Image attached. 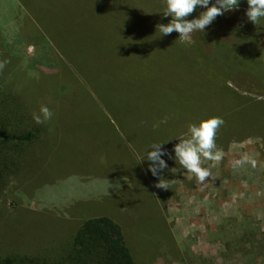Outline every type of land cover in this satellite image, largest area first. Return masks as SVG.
<instances>
[{"label": "rangeland", "instance_id": "rangeland-1", "mask_svg": "<svg viewBox=\"0 0 264 264\" xmlns=\"http://www.w3.org/2000/svg\"><path fill=\"white\" fill-rule=\"evenodd\" d=\"M72 1L30 0L29 12L16 0H0V61H7L0 71V100L6 101V107L0 109L28 117L30 100L38 97L31 85L49 88L56 95L51 83L62 78L69 82L63 94L66 107L52 111L55 124H50L47 143L30 155L29 165L11 175L0 195L2 247L45 253L67 241L68 232L82 219L104 214L121 225L137 264H264V250L251 251L236 243L249 240L248 232L254 230L256 238L264 239L260 234L264 231V138L249 135L230 140L217 162L201 157V166L211 172L203 184L185 169L179 171L174 159L179 139L166 143L162 147L171 157H163L168 168L161 174L169 188L171 168H177L174 176L179 171L182 178L175 191H168L154 186L159 177L149 170L146 154H138L134 160H144L135 162L95 103L115 114L127 132L141 137L146 151L200 118L227 113L231 101L226 99L235 93L196 76L193 66L203 57L209 65L220 59L213 41L230 37L214 33L205 48L175 46L168 52L154 45L99 48L96 39L103 31L109 30L108 39L115 41L126 21L138 32L156 19V12L146 10H152L156 1L123 0L119 15L107 10L112 8L111 0H77L78 10ZM246 10L239 6L220 16L227 32L242 26ZM44 30L55 42L42 34ZM201 34L194 32L193 40ZM63 51L72 62H66ZM84 79L93 85L95 100L82 86ZM36 81L38 85L31 84ZM228 84L244 96L264 99L233 81ZM164 117L175 123L154 128ZM244 122L236 111L223 125V133ZM244 156L255 166H234ZM144 169L148 182L142 177Z\"/></svg>", "mask_w": 264, "mask_h": 264}, {"label": "trees", "instance_id": "trees-1", "mask_svg": "<svg viewBox=\"0 0 264 264\" xmlns=\"http://www.w3.org/2000/svg\"><path fill=\"white\" fill-rule=\"evenodd\" d=\"M111 1L114 10L111 7L107 10L109 12L116 11L119 15L124 6V4H122L123 0ZM115 1L116 5L114 6L113 3ZM155 1V6L150 5L152 10L147 8L146 10L156 12V19L154 18L152 22L148 23L138 32L133 30V24L130 23V21H126L127 26H124L121 30V38L118 37L115 41L108 39L112 33L109 30H105L96 39L98 47H109L110 49L115 46H123L129 49L132 45L133 47L136 45H148L150 47L157 46L160 52H168V49L175 46L205 48L206 43L210 42L209 40L214 33L217 35H228L226 38L230 37L229 40L222 39L221 41H216L215 39L213 41L214 44L216 43V45H218L221 52L220 59H217L216 62L212 59V61H210L211 65H209L207 61L204 60L205 57H203L202 61L194 63L193 68L196 76H200L201 79H209L212 86L217 84L218 87H226L234 92L235 95L226 99V101H231L230 105L224 110L227 113H211L207 115L208 117L205 116L204 118H200V120L195 123L198 124L202 119H207L211 116H220L225 120L226 125L227 121L236 115V111L237 114L239 113L245 118V124L239 123L237 127H231L230 131L225 134L223 133V126L219 129L216 136V144L222 151L227 148L229 141L232 139L241 140L249 135H260V137L264 138V119L262 118L264 115V99H257L247 95L244 96L228 84V81H233L244 91L246 90L250 93L254 92L264 95V35L262 34L264 31V18H261L259 25L252 23L246 18L241 27L228 28L229 30L227 32V29L220 20L221 15H219L206 27L204 32H199V34H204L198 35L194 43L189 46L179 41V33L175 31L170 35H162L157 31L156 25L158 23H170L172 18L163 15L165 0ZM44 2L46 3L47 0H43V3ZM72 2L74 9L78 10L77 0H73ZM214 3L215 0H210L209 7ZM104 5H106V3H104ZM239 6L248 8L247 0H239ZM105 8L107 7L105 6ZM202 11H206V9L202 6H198L191 15L186 17V19L191 20L198 18ZM98 13L102 12L98 11ZM147 15L146 18L149 17V14ZM120 24L119 22V25ZM44 33L53 40L52 42H55L53 37L46 31ZM206 37H209V39ZM143 42L144 44H142ZM123 47L111 50L113 55L109 56L117 55V51L123 49ZM62 55L66 62H72L67 53L63 51ZM56 68H60V66ZM51 69L52 68L46 69L45 73L47 76L48 71ZM62 79L57 81V83H51L55 85V91H57L56 95H52L54 91L52 92L49 88L43 86H30V89L33 90V93H37L38 97L34 98V100H30V113L28 117L23 118L18 114L11 115V113H7V110L4 112L0 109V195L10 181L11 175L20 170V167H25L27 164L29 165L30 155H36L35 153L37 150H40V148L47 143L45 140L47 136H49L50 129L52 128L50 124H55V116L53 115L51 120L43 124H36L33 120V113H39L41 105H47L51 111H58L66 107L65 103H67V100L66 96L63 94L67 92L64 86L69 82H67L66 79L63 82ZM31 84H37V81L31 82ZM82 86L90 98L95 100L96 98L93 95L95 91L91 82L84 79L82 81ZM95 103L98 105L97 107H99L97 110L102 112L104 121L110 125L111 129L117 133L122 141L129 147L131 158L134 160L138 154H146V149H143V141H140L141 137L134 136L131 132H127L126 125L124 127L119 125L118 118L115 114L108 112L107 108L103 105L101 106L97 100ZM2 107H6L5 100H0V108ZM131 108V111L134 112L135 107ZM179 119L180 118H177V120ZM170 120L171 118L168 117V122L171 124L175 123L173 120ZM239 126L242 128L240 129ZM187 130L188 126L182 128L179 132L161 138L157 143L164 142L162 146L166 143V145H168L171 141L179 139L178 136L181 133H186ZM40 156H42V154H39L38 157ZM137 163H139V161ZM181 170H183L182 167H180L179 171ZM145 172V169L142 170V177H146L145 180L148 182L149 178L145 176ZM178 174L175 177L174 173H171V188H169L168 191H175L179 179H182L178 178ZM260 234L263 236L264 231ZM248 235L249 240H238L236 243L240 244L239 242H241L243 247L251 249V251L257 249L263 251L264 239L256 238L257 231L248 232ZM67 236V241L40 254H32L28 250H26L28 251L26 252L14 246L4 248L2 246L5 245L0 244V264H137L126 243L121 225L109 215L101 214L84 218L79 222L75 230L68 232ZM256 253H258V251L255 252V257H257Z\"/></svg>", "mask_w": 264, "mask_h": 264}, {"label": "clouds", "instance_id": "clouds-1", "mask_svg": "<svg viewBox=\"0 0 264 264\" xmlns=\"http://www.w3.org/2000/svg\"><path fill=\"white\" fill-rule=\"evenodd\" d=\"M210 0H165L164 16H170V23H158L157 31L162 35H170L174 31L179 33V41L183 44L191 45L194 43L192 34L194 32H204L219 15H223L225 11L234 10L239 7V0H215V3L209 7ZM248 8L246 15L249 21L259 25L261 18H264V0H247ZM202 6L206 11H202L198 18L186 19L194 10ZM7 61H0V71L6 66ZM53 117V112L47 105H41L39 113H33V120L36 124H43ZM168 117H164L161 121L153 125L158 128L160 124H166ZM225 124V120L220 116H211L202 119L198 124L190 123L186 133H181L179 143L175 144L174 159L187 172L194 174L197 183L203 184L211 177L210 169L202 167L203 157L205 160L220 161L223 156L221 149L217 147L216 136L219 129ZM164 143V142H163ZM163 143H153L150 149L146 151V160L149 163V170L153 176L159 177L158 182L154 185L156 188L168 189L169 185L162 176V170L167 169L168 165L163 157L169 155L162 147ZM141 159L139 162H141ZM245 163H252L247 156L235 161L234 166H243ZM172 173L177 172V168H171Z\"/></svg>", "mask_w": 264, "mask_h": 264}, {"label": "crops", "instance_id": "crops-1", "mask_svg": "<svg viewBox=\"0 0 264 264\" xmlns=\"http://www.w3.org/2000/svg\"><path fill=\"white\" fill-rule=\"evenodd\" d=\"M17 4L22 5L23 8L27 9L30 12V0H16ZM45 36V33H42ZM32 46L30 45V47H28V49L31 51L32 50Z\"/></svg>", "mask_w": 264, "mask_h": 264}]
</instances>
